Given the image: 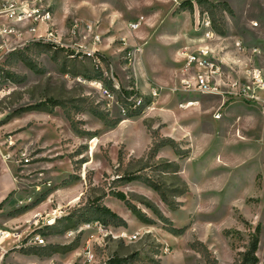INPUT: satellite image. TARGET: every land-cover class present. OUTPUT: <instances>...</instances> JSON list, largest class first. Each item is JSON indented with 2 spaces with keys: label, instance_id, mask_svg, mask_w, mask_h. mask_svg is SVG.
Segmentation results:
<instances>
[{
  "label": "rangeland",
  "instance_id": "374dc122",
  "mask_svg": "<svg viewBox=\"0 0 264 264\" xmlns=\"http://www.w3.org/2000/svg\"><path fill=\"white\" fill-rule=\"evenodd\" d=\"M182 1L42 0L64 50L29 36L0 60V142L19 188L32 195L28 207L42 214L23 241L45 240L10 252L48 256L59 246L54 253L79 250L83 264L112 255L132 256L131 264H236L259 224L264 264V114L232 99L215 119L219 98L182 109L172 91L181 48L204 18L228 42L258 48L253 62L264 67V0H191V10ZM86 50L92 56L81 58ZM98 82L117 95L130 86L158 95L123 114L122 100L111 103ZM44 100L45 111L18 112ZM126 172L138 178L120 181ZM149 181L188 190L171 191L170 206ZM103 205L121 219L102 214ZM5 262L13 264L8 255Z\"/></svg>",
  "mask_w": 264,
  "mask_h": 264
},
{
  "label": "built area",
  "instance_id": "2783aa9c",
  "mask_svg": "<svg viewBox=\"0 0 264 264\" xmlns=\"http://www.w3.org/2000/svg\"><path fill=\"white\" fill-rule=\"evenodd\" d=\"M52 19V10L42 0H0V60L15 48L14 43L18 44L25 39L24 37L46 38L47 42L59 45ZM139 24V20L129 21L128 28L136 30ZM195 32L200 35L190 37L180 51L183 57V77L172 88L173 92L184 93L178 106L187 109L199 104L198 98L192 95L197 93L219 98L220 104L213 112L215 119L221 117V108L232 99L256 105L264 114V67L253 62V56L258 55L260 50L248 47L240 39H234L232 46L237 58L234 61L226 56L228 47L220 42L223 36L212 28L209 18H204L202 24L194 29ZM99 39L100 36L95 35V42ZM219 44L223 47L218 48ZM134 49L136 54H141L140 46L136 45ZM81 53L92 56L90 50ZM233 64L236 67H233ZM97 87L111 103L118 102L119 98L122 100L120 107L123 114L141 108L145 105L146 98L158 95L156 87L149 92H143L138 86H130L125 89L126 92L119 90L118 95L101 82H98ZM41 217L42 214L36 212L28 223L34 225ZM72 234L73 230L67 231V235ZM26 237H21L19 229L0 226V264H6V257L12 248L25 247L30 243L45 244L44 238L40 235L34 236L25 244L23 240ZM86 258L88 261L93 260L94 255L90 250L87 251Z\"/></svg>",
  "mask_w": 264,
  "mask_h": 264
},
{
  "label": "crops",
  "instance_id": "0c3cea01",
  "mask_svg": "<svg viewBox=\"0 0 264 264\" xmlns=\"http://www.w3.org/2000/svg\"><path fill=\"white\" fill-rule=\"evenodd\" d=\"M57 20L53 17V23ZM224 39V40H223ZM220 42L228 47L226 56L232 58L234 61L237 59L234 55L232 42H228L227 37L223 36ZM223 45L219 44L218 48ZM181 60L183 57L180 53ZM236 67L235 64L232 65ZM183 77V70L181 68L180 78ZM178 80V83H179ZM177 83V84H178ZM145 85V84H144ZM143 91V90H142ZM144 92V91H143ZM182 97L184 93H179ZM192 95L200 101L199 104L192 107L193 109H199L202 106V97L208 95H200L192 93ZM211 97V96H209ZM228 103V102H227ZM22 125L16 124V126ZM15 127V126H14ZM7 148L0 142V226L8 229H19L21 230V237H24L30 231V227L27 225L33 215L40 209L37 207H28L32 196L30 193L22 191L19 188L17 178L13 173L12 162L9 158ZM79 250L67 249L65 253L57 252L48 256H38L36 254H24L17 251H12L8 254V257L13 264H83L82 260L78 256ZM80 261V262H79Z\"/></svg>",
  "mask_w": 264,
  "mask_h": 264
},
{
  "label": "trees",
  "instance_id": "16d2710c",
  "mask_svg": "<svg viewBox=\"0 0 264 264\" xmlns=\"http://www.w3.org/2000/svg\"><path fill=\"white\" fill-rule=\"evenodd\" d=\"M196 1L198 4L202 3V2H207V0H196ZM212 5H214V4H212ZM180 7L181 8H188L191 10V9H193V2L191 0H184L180 3ZM42 43L45 45H48L50 47H53L56 50H64V47L56 45L52 42H42ZM69 54L73 55L74 53L69 52ZM78 54H79V52L74 54L72 56V58H74ZM80 55H82V54H80ZM85 56L86 55L84 54V55H82L81 58H83ZM126 91L127 90L122 89V92H126ZM46 101L47 100H44V101H41V102H38L35 104H30L24 108H21L20 110H18V112H24V111H30V110L45 111V108L43 106L45 105L44 103ZM164 144L165 143H163L162 145H164ZM176 171L177 170H174V172H176ZM118 178L120 179V181L130 182V181L137 179L138 176H136L133 173L126 172V173L122 174L121 176H119ZM148 184L160 195L162 201H164L166 204H168L170 206L173 205V203H174V200H172V199L170 200L169 194L171 193V191L175 192L172 197H177V196L183 195L188 190L187 185H184L182 187H177V188H169L166 184L156 182V181H149ZM170 189H174V190H170ZM111 193L116 198H118L122 201H126V195L124 192L115 191V192H111ZM99 210L102 212V214L106 215L107 217L111 218L112 220H120L121 219L116 212L112 211L109 207H107L105 205L101 206L99 208ZM77 223H79V221L73 222L72 226L77 225ZM259 233H260V226L258 224L255 228V232L250 237V240H249V243H248L246 249L244 251L239 252V258H238L236 264H257L259 262V258L257 255V250H258L259 242H260ZM59 248H60L59 246L58 247L55 246L51 250H52V252H56V251H59ZM67 249H69V248H67ZM67 249L65 248V251ZM131 258H132V256L112 255V256L108 257L107 264H131V260H132Z\"/></svg>",
  "mask_w": 264,
  "mask_h": 264
},
{
  "label": "bare ground",
  "instance_id": "6f19581e",
  "mask_svg": "<svg viewBox=\"0 0 264 264\" xmlns=\"http://www.w3.org/2000/svg\"><path fill=\"white\" fill-rule=\"evenodd\" d=\"M52 221H54V219L52 218V219H50L49 221H48V223H51Z\"/></svg>",
  "mask_w": 264,
  "mask_h": 264
}]
</instances>
